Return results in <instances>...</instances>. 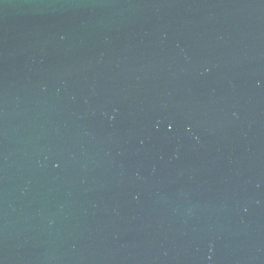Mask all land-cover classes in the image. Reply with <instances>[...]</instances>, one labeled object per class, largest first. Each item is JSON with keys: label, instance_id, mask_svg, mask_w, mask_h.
<instances>
[{"label": "water", "instance_id": "1", "mask_svg": "<svg viewBox=\"0 0 264 264\" xmlns=\"http://www.w3.org/2000/svg\"><path fill=\"white\" fill-rule=\"evenodd\" d=\"M0 264H264V0H0Z\"/></svg>", "mask_w": 264, "mask_h": 264}]
</instances>
